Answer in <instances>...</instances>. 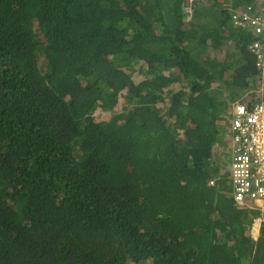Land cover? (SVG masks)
<instances>
[{"label": "trees", "instance_id": "16d2710c", "mask_svg": "<svg viewBox=\"0 0 264 264\" xmlns=\"http://www.w3.org/2000/svg\"><path fill=\"white\" fill-rule=\"evenodd\" d=\"M185 1L0 0V264H264L227 164L264 0Z\"/></svg>", "mask_w": 264, "mask_h": 264}, {"label": "built area", "instance_id": "2783aa9c", "mask_svg": "<svg viewBox=\"0 0 264 264\" xmlns=\"http://www.w3.org/2000/svg\"><path fill=\"white\" fill-rule=\"evenodd\" d=\"M264 10V8H262ZM232 18L241 21L238 11ZM246 23L255 27V37L251 50L255 54L256 66L264 76V44L259 39L264 36V15L252 18ZM229 120L228 141L230 156L227 160L229 179L233 187L235 203L249 208H263L264 205V86L259 100L237 102L232 105ZM215 178L210 184L215 183ZM264 219V218H263Z\"/></svg>", "mask_w": 264, "mask_h": 264}, {"label": "rangeland", "instance_id": "374dc122", "mask_svg": "<svg viewBox=\"0 0 264 264\" xmlns=\"http://www.w3.org/2000/svg\"><path fill=\"white\" fill-rule=\"evenodd\" d=\"M189 10H190V1L189 0H186L184 2V11L185 13L187 14L186 17H189ZM221 148H224V147H219V149L216 150V156L222 160L224 155L220 154V151H221ZM261 220H263V217L262 218H256L255 221L253 222L252 224V228H251V235L253 237H257L258 235V230H259V226H260V222Z\"/></svg>", "mask_w": 264, "mask_h": 264}, {"label": "clouds", "instance_id": "9594fccd", "mask_svg": "<svg viewBox=\"0 0 264 264\" xmlns=\"http://www.w3.org/2000/svg\"><path fill=\"white\" fill-rule=\"evenodd\" d=\"M263 208H264V205L262 206ZM263 208L261 209V208H257V209H260L261 211H262V215H261V217H259V218H264V213H263ZM264 220V219H263ZM261 223V222H260Z\"/></svg>", "mask_w": 264, "mask_h": 264}]
</instances>
